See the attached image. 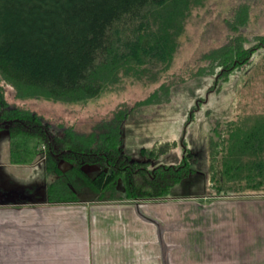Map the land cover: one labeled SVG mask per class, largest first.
<instances>
[{"label":"trees","instance_id":"1","mask_svg":"<svg viewBox=\"0 0 264 264\" xmlns=\"http://www.w3.org/2000/svg\"><path fill=\"white\" fill-rule=\"evenodd\" d=\"M206 1L0 0V130H7L9 161L14 164H32L45 153V172L57 176L46 187L49 201H77L73 188L80 181L99 201L167 199L191 170L184 163L148 169L144 162L131 161L120 146L126 114L119 112L105 124L108 130L97 136L72 129L56 136L38 115L8 107L7 90L16 101L84 105L125 79L152 83L170 68L183 26ZM257 40L264 48V37ZM231 45L232 49L217 50L224 68L219 78L227 79L249 63L257 50L242 47L237 38ZM247 121L239 127L248 130H232L225 139V128L212 130L208 151L212 195H264V118ZM173 147L164 142L148 155L158 157ZM60 162L67 170H61ZM84 166L98 169L92 176L81 170Z\"/></svg>","mask_w":264,"mask_h":264},{"label":"rangeland","instance_id":"2","mask_svg":"<svg viewBox=\"0 0 264 264\" xmlns=\"http://www.w3.org/2000/svg\"><path fill=\"white\" fill-rule=\"evenodd\" d=\"M183 27L170 68L152 83L125 79L112 91L84 105L16 101L8 89V107L38 115L51 133L62 137L70 129L97 136L108 130L105 124L119 112L126 114L119 130L120 146L131 161L144 162L148 169L184 163L192 171L184 174L167 199L212 195L208 178L212 130L219 128L223 132L225 128V139L232 130H248L239 127L243 122L264 118V48L257 40L258 36L264 37V0H207L190 13ZM235 38L242 47L255 46L257 50L249 63L237 67L227 79L219 78L224 68L218 63L217 50L232 49ZM162 86L165 90L160 89ZM155 90L157 95L151 97ZM4 137L8 141L7 130H0V153ZM164 142L174 147L158 157L148 155L149 150ZM230 147L225 145V151ZM59 167L67 170L64 162ZM56 178L49 175L47 185ZM73 189L78 199L96 194L83 181ZM118 190L122 192L121 184Z\"/></svg>","mask_w":264,"mask_h":264},{"label":"crops","instance_id":"3","mask_svg":"<svg viewBox=\"0 0 264 264\" xmlns=\"http://www.w3.org/2000/svg\"><path fill=\"white\" fill-rule=\"evenodd\" d=\"M8 147L4 137L0 264H264V195L54 203L45 153L14 164Z\"/></svg>","mask_w":264,"mask_h":264},{"label":"flooded vegetation","instance_id":"4","mask_svg":"<svg viewBox=\"0 0 264 264\" xmlns=\"http://www.w3.org/2000/svg\"><path fill=\"white\" fill-rule=\"evenodd\" d=\"M83 168H84V167H83ZM83 168H82V169H83ZM82 169H81V170H82ZM85 173H88V172H85ZM88 174H90V175H91L92 173H88Z\"/></svg>","mask_w":264,"mask_h":264}]
</instances>
